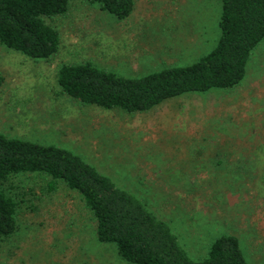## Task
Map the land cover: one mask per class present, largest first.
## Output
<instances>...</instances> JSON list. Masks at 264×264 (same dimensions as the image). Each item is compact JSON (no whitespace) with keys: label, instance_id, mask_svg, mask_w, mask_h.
I'll return each instance as SVG.
<instances>
[{"label":"rangeland","instance_id":"1","mask_svg":"<svg viewBox=\"0 0 264 264\" xmlns=\"http://www.w3.org/2000/svg\"><path fill=\"white\" fill-rule=\"evenodd\" d=\"M219 0H134L116 21L86 0L45 18L57 53L37 60L0 45V133L63 146L165 220L193 259L223 233L249 264H264V38L231 89L187 92L149 110L83 105L60 90L59 64L88 60L140 76L191 63L218 39ZM37 172L12 176L16 230L0 264H131L96 239L80 194ZM9 182V183H10Z\"/></svg>","mask_w":264,"mask_h":264},{"label":"trees","instance_id":"2","mask_svg":"<svg viewBox=\"0 0 264 264\" xmlns=\"http://www.w3.org/2000/svg\"><path fill=\"white\" fill-rule=\"evenodd\" d=\"M116 21L127 18L134 0H86ZM219 36L215 46L195 61L166 66L140 76L102 69L88 60L59 64L60 90L83 105L149 110L163 100L187 92L231 89L244 78L251 52L264 38V0H219ZM69 0H0V45L32 59L46 60L60 46V33L45 18L64 14ZM37 172L61 180L77 191L94 219L96 239L111 242L131 264H249L239 238L223 233L193 259L170 225L135 194L121 188L72 150L0 133V236L16 230L18 200L8 192L10 178ZM10 182V183H9Z\"/></svg>","mask_w":264,"mask_h":264}]
</instances>
